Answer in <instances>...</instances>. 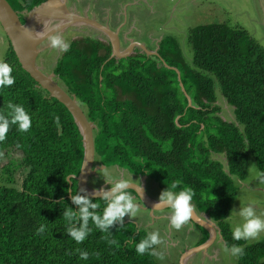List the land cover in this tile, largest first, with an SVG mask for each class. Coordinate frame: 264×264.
Segmentation results:
<instances>
[{
	"label": "trees",
	"instance_id": "16d2710c",
	"mask_svg": "<svg viewBox=\"0 0 264 264\" xmlns=\"http://www.w3.org/2000/svg\"><path fill=\"white\" fill-rule=\"evenodd\" d=\"M46 1L7 0L17 12ZM186 39L189 54L168 35L159 43V58L116 60L110 44L80 38L68 44L53 73L96 125V161L146 175L161 193L173 184L176 192L190 188L191 203L219 226L226 247L243 248L237 264H264V242L234 240L226 224L250 160L264 178V47L244 28L225 23L191 28ZM1 62L12 66L15 83L0 89V111L9 102L21 104L32 127L21 132L14 125L0 142V158L16 152L25 168L20 189L12 186V166L4 170L7 183H0V264H158L155 255L136 252L149 233L131 222L102 231L90 217L83 242L68 235L65 210L83 207L74 195L99 205L90 213L102 216L107 206L103 198L81 195L75 179L69 185L81 170L82 136L67 108L38 87L11 48ZM166 65L180 72L192 107ZM217 90L233 107L234 122L219 116Z\"/></svg>",
	"mask_w": 264,
	"mask_h": 264
},
{
	"label": "rangeland",
	"instance_id": "374dc122",
	"mask_svg": "<svg viewBox=\"0 0 264 264\" xmlns=\"http://www.w3.org/2000/svg\"><path fill=\"white\" fill-rule=\"evenodd\" d=\"M63 2L68 9L77 12L79 15H88L102 24H107L113 31H118L122 39L121 51L127 50L132 42L145 44L147 49L155 50L159 40L169 35L174 36L179 41L185 54H189L190 48L186 39L189 29L210 23H225L230 26L242 27L264 47V0H63ZM136 7L138 9H135ZM58 23H60L59 19L49 21L44 32L53 31ZM70 29L78 32L67 34V30ZM67 30H63V32L55 30L50 33V36L60 35L68 44L69 41L80 39L82 36H89L104 43H109L106 35L93 27L74 26ZM2 40L4 43H1ZM6 42L5 32L0 24V62L4 60L7 53ZM41 49L38 65L44 73L51 74L63 51L51 47L49 38L41 43ZM142 52L144 51L140 47L135 46L131 54ZM218 94L216 105L220 107L219 116L224 121L234 122L233 107L227 104L217 90ZM15 158V154H8L0 160V183H7L4 170L5 167L12 166L14 172L12 186L20 189L25 176V168ZM99 167L97 176L103 174L108 182L113 177L125 179L131 177L127 170L116 166ZM104 169L110 172V177L105 175ZM247 172L246 179L241 184L236 185L237 195L232 204L231 213L226 220L231 232L237 224L242 223V217L239 216V213L242 212L244 207L251 205L256 214L264 218V178L252 160L249 161ZM142 180L143 178H141V182ZM148 182L152 185L150 186L151 192L152 190H158L149 177ZM113 185L114 183L106 185L105 188L108 189L109 186ZM158 193L160 194L157 191ZM136 217V223L132 219L129 222L137 224L142 230L147 229L149 233L159 232L162 243L156 245L154 249L157 253L155 258L158 264H169V256L167 255L171 254V243L167 240L166 235L162 234V229H166L167 222L163 220L161 225L158 223V227H161L158 228L153 224L148 226L147 220ZM125 219H129V217L122 218L123 221ZM183 236L182 233L179 234L177 242L171 240L172 243H178V249L183 247ZM241 240L248 245L264 242V231H261L254 238ZM186 243L185 249L194 247L192 241ZM214 246L216 255L210 257L212 248H209L201 251L202 258L207 259L208 262L210 260V264H237V255L225 250L227 247L220 237L216 239ZM174 254H178L177 249L176 252L174 250ZM161 255L163 256L162 260L159 258Z\"/></svg>",
	"mask_w": 264,
	"mask_h": 264
},
{
	"label": "water",
	"instance_id": "95a60500",
	"mask_svg": "<svg viewBox=\"0 0 264 264\" xmlns=\"http://www.w3.org/2000/svg\"><path fill=\"white\" fill-rule=\"evenodd\" d=\"M19 14V12L15 11L11 7L7 0H0V24L7 35L12 50L14 51L22 69L30 75V77L37 83L38 87L47 91L50 98L56 99L67 108V110L71 113L74 122L82 136L84 157L81 170L77 177L71 176L68 178L69 185H72L70 180L73 178L77 181V189L81 195L92 199L103 198L105 193L111 194L112 188L107 189L105 187H101L98 189L92 188L89 185L90 178L97 177V170L100 168L94 164L96 157L94 130L96 129V125L87 119L82 107L76 100V97L74 95L68 94L66 89L58 83V79L55 74L44 73L41 67L37 64V57L42 52L41 43L45 39L49 38L50 33L55 30L63 32V30H67L74 26L79 27L85 25L88 27H93L106 35L112 48V54L110 57L111 59L114 58L116 60H120L129 57L135 46L140 47L147 56H155L159 58V47H157V49L154 51H149L145 45L132 42L130 43L127 50L121 51L118 31H113L109 26L103 25L97 22L95 19H90L87 15L82 16L77 12L68 9L63 0H47L28 12H21L22 15H26L24 18V23L20 21ZM58 18L62 19L63 22L58 23V26L54 28L53 31H48L47 33L44 32L49 21L57 20ZM37 34H39V36ZM166 67L176 72L181 90L187 98L188 107H192L191 98L186 93L181 82L180 72L177 69L167 65ZM102 168L105 167L102 166ZM146 178L147 177L144 176L141 182L142 191L140 201L143 204L141 205V209L150 210L152 213L156 210L158 211L170 208V205H161L160 208L157 209L159 201L151 199L145 192ZM130 191L135 193L137 190L134 188V186H132ZM70 195L71 190L69 191V197ZM112 198L113 196L109 195L108 201H111ZM202 215L203 218L199 217L194 210L190 221L196 224L198 227L208 231L209 239L206 243L192 250H188L185 254H183L181 260L182 264H184L185 259L188 258V256L192 253H195L198 250L205 251L210 243L214 241L216 233L220 234L219 227L215 222L210 220L209 215L207 213H203ZM128 222L129 221H125L123 223ZM220 238L222 239V236H220Z\"/></svg>",
	"mask_w": 264,
	"mask_h": 264
},
{
	"label": "clouds",
	"instance_id": "9594fccd",
	"mask_svg": "<svg viewBox=\"0 0 264 264\" xmlns=\"http://www.w3.org/2000/svg\"><path fill=\"white\" fill-rule=\"evenodd\" d=\"M39 36V34H37ZM51 47L58 48L61 51H67L69 48L60 35H52L49 37ZM13 68L7 62H0V89L10 87L15 83V77L12 75ZM57 122L58 118H57ZM14 125H18V130L21 132H27L32 127V116L30 112L21 104H14L9 102L6 110L0 111V142H3L7 138V134L10 128ZM106 176H111L107 169H104ZM110 183H114L110 193H105L103 201L106 202V207L103 210V215L97 213H90L89 207L96 209L99 207L97 203H91L88 199L82 198L78 195L72 197L73 202L77 205H83L79 213L73 212L71 209H66L64 217L69 223L68 235L72 237L77 243L83 242L89 234V218L97 228L102 231H108L109 227L114 222H121L122 218L126 214H130L131 217L136 216L140 211V205L135 201L136 197L141 200V185H137L131 179L125 178H111ZM132 186L137 190L136 197L132 195ZM177 185L173 184L172 188H166L159 198V204L157 209L161 205H170V223L171 226L179 230L182 225L190 220L193 215L194 207L191 204L193 199V191L190 188H185L178 192L173 191ZM109 195L113 198L110 202ZM242 217V223L237 224L233 231L232 236L234 240L248 239L256 237L261 231H264V218L257 215L251 205L244 207L242 212L239 213ZM77 221H82L80 229L74 228V224ZM45 231V225H41L39 232ZM112 243H115L113 241ZM129 243L132 241L129 239ZM162 243L159 232H152L142 239L139 243L135 244V249L138 254L149 253L150 255H157L154 251V247ZM151 250V251H150ZM226 251H231L233 255H240L243 253V248L233 245L230 249L226 248ZM80 252V258L82 260L88 259V253L82 250ZM161 260L163 256L159 257Z\"/></svg>",
	"mask_w": 264,
	"mask_h": 264
},
{
	"label": "flooded vegetation",
	"instance_id": "af4514ba",
	"mask_svg": "<svg viewBox=\"0 0 264 264\" xmlns=\"http://www.w3.org/2000/svg\"><path fill=\"white\" fill-rule=\"evenodd\" d=\"M19 18H20V21L22 22V20H24L25 16L21 14V12H19ZM88 16V15H87ZM89 17V16H88ZM90 19H92L91 17H89ZM96 20V19H95ZM97 21V20H96ZM99 22V21H97ZM23 23V22H22ZM101 23V22H99ZM102 24V23H101ZM103 25H107V24H103ZM69 31V32H68ZM70 32H78V31H74L72 29L70 30H67V34H69ZM6 38H7V35L5 34ZM67 37V36H66ZM92 38V37H89V36H82L81 38ZM65 38V36H64ZM119 38H120V33H119ZM67 39V38H66ZM94 39V38H92ZM97 40V39H95ZM162 40V39H161ZM75 41V40H73ZM100 41V40H99ZM72 41H69V43H71ZM102 42V41H101ZM1 43H4V41L2 40ZM6 47H7V53H6V56L4 59L7 58V55L9 54L10 52V48L12 49L11 47V44L7 38V42H6ZM104 43V42H103ZM160 43V42H159ZM159 43L157 45V47H159ZM106 44H109V43H106ZM122 44V39L120 38V45ZM145 45V44H143ZM146 47V46H145ZM156 47V49H157ZM149 48V46H148ZM155 49V50H156ZM149 50V49H148ZM159 50V49H158ZM149 51H154V50H149ZM63 53V52H62ZM138 54H145V52H142V53H138ZM135 55V54H133ZM132 54L130 56H133ZM146 55V54H145ZM129 56V57H130ZM147 56V55H146ZM148 57H151V56H148ZM38 60H39V55L37 57V64H38ZM53 73V72H52ZM59 83V82H58ZM9 154H15L16 155V160L18 161V159H20V156L16 153V152H11ZM5 155H8V154H5ZM4 157V155L0 158V160ZM95 165H99V166H102L100 162L96 161L95 160ZM115 167V166H114ZM117 167V166H116ZM119 168V167H118ZM129 173V172H128ZM131 174V173H129ZM131 177L129 179L133 180V182L137 185H141V178H143L144 176L146 175H135V174H131L130 175ZM139 176V177H138ZM147 178L145 179V192L147 193V195L151 198V199H154L156 201H159V198H160V195H161V192L159 191V189L157 190L158 192H160V194L158 193L157 194V191L156 190H152L151 192V187L152 186L149 182H148V176H146ZM154 182V181H153ZM155 183V182H154ZM109 184H113V183H109L107 181V179L104 177V175H100V176H97V177H92L90 178V181H89V185L92 186V188H101V187H105L106 185H109ZM157 185V184H156ZM114 186V185H113ZM113 186H109V188H112ZM158 188V187H157ZM133 192V191H132ZM132 195L134 197H136V194L133 192ZM136 203H138L139 205H143L140 201V199H138V197H136L135 201ZM194 207V210L196 212V214L203 218V213L202 212H199L193 203H191ZM140 210L142 211H139V214H137L139 216V218H141L142 220H147V223H148V226H151L152 224L156 227H158V223H160L161 225V222L163 220H165L167 222V225H166V229H162V234H165L166 235V238L167 240L171 243V254H168L167 256L168 257V261H169V264H182L181 260H182V256L183 254H185L188 250H192L194 248H197L199 247L200 245L206 243L209 239V233L208 231H206L205 229H202L200 227H198L196 224L192 223L190 220L188 222H186L184 225H182V227L180 228V231H178L177 229L173 228L171 226V223H170V219H169V215H170V210L169 208L167 209H164V210H156V211H153L151 213L150 210H144V209H141ZM153 216H152V215ZM142 215V216H141ZM210 218V217H209ZM133 219H135V216L133 217ZM211 221H213L211 218H210ZM134 221V220H133ZM135 222V221H134ZM214 222V221H213ZM132 223V222H131ZM136 223V222H135ZM136 227L138 229H140L141 227L138 226L137 224H135ZM218 226V225H217ZM219 227V226H218ZM158 228H161V227H158ZM220 229V228H219ZM147 230V229H146ZM147 232L149 233V231L147 230ZM183 234V247H179L178 249V243L176 244L175 242L172 243L171 240L177 242V238L179 236V234ZM150 234V233H149ZM222 236L221 235V230H220V234L216 233V236H215V239L212 243H210V245L206 248V249H209V248H212V253L210 254V257H213V255H216L215 251H214V242H216V239L218 237ZM187 241H192L193 243V246L194 247H189L187 249H185V246L187 245ZM222 241H223V238H222ZM180 245V244H179ZM189 245V244H188ZM214 246V247H213ZM176 249H177V255L174 254V250L176 252ZM201 250H198L196 251L195 253H192L191 255L188 256V258L185 259L184 261V264H210V260L209 262L207 261V259L205 258H202L201 256ZM219 252L217 253V256H218ZM209 257V258H210Z\"/></svg>",
	"mask_w": 264,
	"mask_h": 264
},
{
	"label": "crops",
	"instance_id": "0c3cea01",
	"mask_svg": "<svg viewBox=\"0 0 264 264\" xmlns=\"http://www.w3.org/2000/svg\"><path fill=\"white\" fill-rule=\"evenodd\" d=\"M135 9H138V7H136ZM153 31H154V30H153ZM154 32H155V31H154ZM161 39H162V38H161ZM161 39H160V40H161ZM160 40H159V41H160ZM154 184L156 185V183H154ZM156 186H157V185H156ZM140 208H141V205H140ZM144 210H146V209H144ZM140 211H142V210H140ZM138 214H139V213H138ZM151 215H152V214H151ZM125 216L129 217V219H125V221H129L130 219H132V220L135 221V219H133V217H131L130 214H126ZM125 216H124V217H125ZM136 216H138V215H136ZM136 216H135V218H137ZM141 216H142V215H141ZM152 216H153V215H152ZM138 218H139V216H138ZM140 219H141V218H140ZM122 221H123V220H122ZM125 221H123V222H125Z\"/></svg>",
	"mask_w": 264,
	"mask_h": 264
},
{
	"label": "bare ground",
	"instance_id": "6f19581e",
	"mask_svg": "<svg viewBox=\"0 0 264 264\" xmlns=\"http://www.w3.org/2000/svg\"><path fill=\"white\" fill-rule=\"evenodd\" d=\"M59 19V18H58ZM60 20V22H63V20L62 19H59Z\"/></svg>",
	"mask_w": 264,
	"mask_h": 264
}]
</instances>
